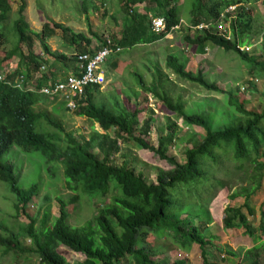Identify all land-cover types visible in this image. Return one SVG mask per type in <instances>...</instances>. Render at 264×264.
Here are the masks:
<instances>
[{"label": "trees", "instance_id": "16d2710c", "mask_svg": "<svg viewBox=\"0 0 264 264\" xmlns=\"http://www.w3.org/2000/svg\"><path fill=\"white\" fill-rule=\"evenodd\" d=\"M13 1L0 0V49L3 51L0 53V75L6 73L0 80V182L14 197L15 215L25 213L38 193V186L22 188L6 157L13 148L28 156L37 152L51 167L50 174H54L56 164L61 165L65 184L73 194L69 204L79 202L82 197L102 204L93 218L79 227L69 224L68 203L60 198H57L58 216L49 223L48 204L39 229L34 226L35 219L30 218L27 226L16 231L0 218L1 255L28 259V255L34 253L39 264H67L57 251L62 245L84 256L87 264H185L180 260L172 263L152 261L145 240L153 236L157 241L172 242L184 252L198 245L202 264H225L211 261L208 247L217 248L231 257L235 252L214 246L215 238L206 233L212 223L209 205L221 190H227L228 200L241 198L243 205L225 208L223 227L240 229L256 242L244 252L243 264H257L258 259L264 257V240L260 238L264 236V212H260L258 226H253L242 208L253 215L252 198L264 187V106L260 111L247 110L239 96L223 92L204 70H188L187 55L169 53L165 59V69L169 73L201 90L225 95L221 118H217L219 113H212L202 105L189 108L181 94L168 87L165 73L154 66L150 83L139 73H134L132 78L141 92L149 94L173 118L171 122L168 117L166 133L158 138L157 147L143 138L151 130L152 118L140 120V110L128 109L117 94L99 98L100 86L97 85L85 88L75 110L77 116L92 123L89 140L81 143L72 134L65 133L50 112L37 108L46 103L54 104L58 98L39 93L42 87L53 84L57 78L50 69L40 73L41 66L47 61L35 53L34 42L36 40L42 47V55L66 63L69 57L52 52L47 43L57 32L71 46H76L77 54L94 53L106 45L108 38L102 40L93 33L99 44L89 49L90 40L83 33H75L63 24L48 20L40 31H35L23 16L26 0H16L18 8L15 19H11ZM120 1L123 13L117 30L120 37L111 39L122 47L119 53H128L138 45H150L176 30H184V42L194 46L197 54L204 55L206 47L211 45L224 54L234 55L249 72L254 71L264 78V49L261 61L241 50L251 45L249 37L256 34L253 11L260 0ZM100 2L104 6V1ZM80 5L85 12L90 6L97 8L93 0H82ZM138 5H143V13L136 10ZM230 7L235 10L230 11ZM156 18H161L164 23L159 32L152 29V21ZM224 22L230 32L228 38L216 32L217 26ZM261 38L264 45V27ZM7 45L11 48L6 49ZM13 59H16L15 65L10 63ZM71 59L76 67V53ZM11 69L14 70L10 72ZM75 73H78L77 68ZM20 76L25 80L24 89L12 83ZM33 81L36 82L34 86ZM249 87L254 91L253 84ZM125 96L129 100L127 93ZM60 107L65 108L62 102ZM53 112L56 114V109ZM178 121L185 127H198L204 132L201 135L194 132L187 138L181 161L169 153L179 140ZM93 124H97L103 134L95 130ZM128 140L143 149L155 151L172 165V169L158 171L155 180L148 181L143 172L136 173L126 164L112 163L120 150L118 141ZM94 148L98 150L97 154L92 151ZM45 200L49 201L48 198ZM24 239L30 241L28 248L23 247Z\"/></svg>", "mask_w": 264, "mask_h": 264}, {"label": "rangeland", "instance_id": "374dc122", "mask_svg": "<svg viewBox=\"0 0 264 264\" xmlns=\"http://www.w3.org/2000/svg\"><path fill=\"white\" fill-rule=\"evenodd\" d=\"M100 1H104V6L101 5ZM81 2L82 0H26L27 7L23 12V16L26 22L29 23L30 28L35 31H40L42 25L50 20L68 26L75 33H83L90 40L87 47L89 49H94L99 44L96 37L92 36L93 33L100 36L102 40L104 38L111 40L113 36L114 38L120 37L119 31H117L121 26L123 16L120 0L118 2L117 0H93V4L97 8L90 6L87 12L81 7ZM18 3L15 0L11 5L10 17L12 20L15 19ZM136 10L143 13V5L136 6ZM253 13L256 20V34H251L249 37L251 45L242 47L241 50L249 52L251 56L261 61L263 60L262 49H264L261 38V30L264 27V0L257 3ZM216 32L227 38L230 36L226 22L219 24ZM185 34L184 30H176L167 35L165 39L150 45H138L128 53L113 55L102 65L105 72V83L100 86L99 94L101 95L99 98L117 94L124 100L128 109L140 110V120L150 116L153 120L151 130L149 134L143 135V138L154 148L157 147L158 138L166 133L167 120L171 115L149 94H145L138 89L132 78L134 73L142 74L144 80L150 83L153 75L152 69L156 66L165 73L164 80L168 82V87L173 92L180 93L189 108L202 105L212 113H219L217 115L218 119L221 118L220 112L225 109L224 94L201 90L197 86L180 81L175 75L169 73L165 69V59L169 53L179 56L187 55L189 58L188 70H204L209 74V79L215 81L218 88L223 92L228 91L235 96H239L247 110L260 111L264 106V78L257 76L254 71L249 72L247 67L241 65L234 55L224 54L222 50L211 45L206 47L204 55L197 54L194 46L184 42ZM47 43L52 52H60L68 56L69 60L66 63H62V61L55 62L52 57L42 55V47L35 40V53L44 57L47 61V63H43L45 70L41 72L46 73L50 69L51 73L59 79L69 75L65 68L68 66L71 68L74 65L75 62L71 59V55L77 53L75 51L76 46H71L58 32ZM82 45H86V43L82 42ZM7 48L10 49V45H7ZM23 50L25 51L24 48ZM1 52H3L2 49H0ZM10 63L15 65L16 59H13ZM113 64H115V67ZM250 84H253L254 91L249 87ZM126 93L130 96L129 100L125 99ZM60 105L61 100L59 98L54 104L46 103V105H39L37 108L50 112L51 116L61 123L65 133L72 134L81 143L87 142L92 132V123L87 118L79 117L75 112H69ZM54 109H56V114L53 112ZM171 118L170 121L172 122L173 118ZM93 125L95 130L103 134L97 124ZM177 125L179 127V140L169 153L181 161L187 138L194 132L200 135L204 132L198 127H185L181 121H178ZM110 136H113V133H110ZM118 143L120 150L111 162L117 165L126 164L136 173L143 172L148 181H154L158 171L165 172L172 169V165L161 159L153 150L143 149L131 140L118 141ZM92 151L95 154L98 153L96 148ZM6 161L14 167L18 184L22 188H27L33 184L38 186V193L28 204L25 213L15 215L13 209L14 197L9 193L5 184L0 182V218L10 226L15 227L16 231L22 226H27L30 218L35 219L34 226L39 229L43 213L48 204L51 212L50 223L53 218L58 216L57 198L68 203L69 224L73 227L82 226L86 221L91 220L96 214L97 208L102 204V202L90 200L86 197H82L79 202L69 204L73 194L65 184L61 165L56 164V168H53L54 174H50L48 170L51 167L45 163L44 157L37 152H33L31 156H28L13 148L7 155ZM228 193L227 190H221L211 201L209 211L212 223L206 234L215 238L213 241L214 246L229 248L235 252V255L231 257L217 250V248L209 246V259L225 264H243L244 252L255 245L256 242L245 236L240 229H225L223 227L222 221L225 208L227 206L238 208L243 205V199L241 198L228 200ZM45 198H48L49 201H46ZM251 208L254 210L253 215H249L244 207L242 212L247 215L253 226H258L260 212H264V187L253 196ZM258 236L260 237V235ZM260 238L264 240V236ZM145 242H147L146 250L151 253V260L154 262L166 261L172 263L180 260L185 264H202L198 245H193L188 252H184L172 242L157 241L153 236H149ZM22 244L24 248H28L30 241L24 239ZM57 251L65 258L67 264H87L84 256L72 252L65 246H58ZM28 257V259L23 256L20 259H14L11 256L3 257L0 251V264H39V258L36 254L30 253ZM257 264H264L263 256L258 259Z\"/></svg>", "mask_w": 264, "mask_h": 264}, {"label": "built area", "instance_id": "2783aa9c", "mask_svg": "<svg viewBox=\"0 0 264 264\" xmlns=\"http://www.w3.org/2000/svg\"><path fill=\"white\" fill-rule=\"evenodd\" d=\"M229 10L234 11L235 7H230ZM152 28L155 31L163 29V20L161 18L154 19L152 21ZM120 50L119 46L112 43L110 39H107L106 45L94 53L77 54L76 68L78 69V75H71L63 82L59 81L42 87L39 92L49 97H59L67 111L75 112L85 88L92 85H102L105 82L102 65L109 56L120 52ZM23 79V76H20L15 81L16 86L20 87Z\"/></svg>", "mask_w": 264, "mask_h": 264}, {"label": "clouds", "instance_id": "9594fccd", "mask_svg": "<svg viewBox=\"0 0 264 264\" xmlns=\"http://www.w3.org/2000/svg\"><path fill=\"white\" fill-rule=\"evenodd\" d=\"M157 19V18H156ZM153 29V28H152ZM154 30V29H153ZM162 30V29H161ZM161 30H159V31H161ZM155 31V30H154ZM159 31H156V32H159ZM113 43V42H112ZM115 45H117V44H115ZM118 46V45H117ZM120 47V46H119ZM121 48V50H120V52L123 50L122 49V47H120ZM119 53V52H118ZM79 54H81V53H79ZM117 53H115V54H112L111 56H109L107 59H106V61H108V59L110 58V57H112L113 55H116ZM76 55H77V53H76ZM105 61V62H106ZM104 62V63H105ZM103 63V64H104ZM77 64V63H76ZM43 68V69H42ZM45 70V66H41V68H40V73H42L41 71H44ZM102 70H103V67H102ZM10 72H12V71H10ZM103 72H104V70H103ZM47 73V72H46ZM71 75H78V73L76 74V73H74V74H69V75H67V76H64L63 78H61V79H59L58 77H56L57 79L54 81V83L55 82H63V81H65L69 76H71ZM104 75H105V72H104ZM2 78V80L6 77V73L5 74H3V75H0ZM39 76V75H38ZM37 76V77H38ZM24 78V77H23ZM0 79V80H1ZM18 78H16L12 83L14 84V85H17L16 83H15V81L17 80ZM25 80L23 79V81H22V83H20L21 84V86L20 87H18V86H16V87H18V88H21V89H24V84H25V82H24ZM36 82H31V84L34 86V84H35ZM105 83V82H104ZM103 83V84H104ZM10 84H11V82H10ZM102 84V85H103ZM102 85H97V86H102ZM45 87V86H44ZM40 91V90H39ZM85 91V90H84ZM40 93V92H39ZM58 99H59V97H57ZM62 102V101H61ZM63 103V102H62ZM64 104V103H63Z\"/></svg>", "mask_w": 264, "mask_h": 264}, {"label": "crops", "instance_id": "0c3cea01", "mask_svg": "<svg viewBox=\"0 0 264 264\" xmlns=\"http://www.w3.org/2000/svg\"><path fill=\"white\" fill-rule=\"evenodd\" d=\"M65 71L67 72V74H74L75 72H76V67H75V65H74V68L73 67H66L65 68ZM64 74L66 75V73L64 72ZM64 77V76H63ZM193 247V246H192Z\"/></svg>", "mask_w": 264, "mask_h": 264}]
</instances>
